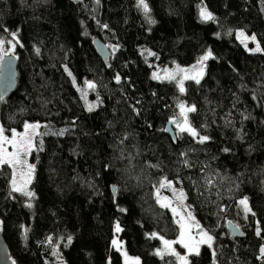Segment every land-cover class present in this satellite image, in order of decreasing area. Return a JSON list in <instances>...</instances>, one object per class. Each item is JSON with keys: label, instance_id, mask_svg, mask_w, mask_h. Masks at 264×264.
Segmentation results:
<instances>
[{"label": "trees", "instance_id": "1", "mask_svg": "<svg viewBox=\"0 0 264 264\" xmlns=\"http://www.w3.org/2000/svg\"><path fill=\"white\" fill-rule=\"evenodd\" d=\"M145 2L147 15L139 0H0V41L14 45L0 57L18 60L0 121L7 130L40 124L25 190L35 195L13 191L10 166L0 165V230L14 264H53L55 243L67 264H123L112 244L117 220L141 264H179L157 254L160 237L180 229L155 194L162 179L183 186L214 236L192 264H264V0ZM95 36L111 47L109 64ZM209 52L199 83L186 80L183 92L154 78ZM182 102L195 107L188 121L198 135L176 131L174 142L167 123Z\"/></svg>", "mask_w": 264, "mask_h": 264}, {"label": "rangeland", "instance_id": "2", "mask_svg": "<svg viewBox=\"0 0 264 264\" xmlns=\"http://www.w3.org/2000/svg\"><path fill=\"white\" fill-rule=\"evenodd\" d=\"M239 33H241V31H239ZM239 33H238V38L241 41L243 38L240 37ZM243 33L245 34V37H248V39H246L244 41V43H243L244 46L249 51L257 52V51H255V48L257 47V45L260 46V44H259L258 39L256 38V36L255 35H248L245 32H243ZM253 36H255V38H256L255 40L251 39V37H253ZM260 48H261V46H260ZM1 49H2L3 53H5V52L8 53V52L12 51L13 45H5V44H3ZM201 61H199L197 63H194L192 65H188V66H175V65H173V66H171V68L168 67V66H165L163 68H158L155 71L154 74H158L161 77L160 79L172 80V79L165 78L166 77V73H175L176 74V79L174 81H176L178 86L180 87L178 82L181 79H183L185 75H187L189 77H197L200 80V78L204 75L205 67H206V60L202 61V62ZM178 67L180 69L187 70L186 73L178 72L177 71ZM189 79H191V78H189ZM186 80H188V79H183V86L184 87H185ZM75 82H77V81L75 80ZM85 83L86 82H84L83 84H85ZM84 88L86 90L89 89L88 85H86ZM87 99L88 98H86V100ZM182 104L185 105V109H187L189 107H192V105L186 104L184 102H182ZM180 105L178 107V117L176 118L175 121L178 122V123H183L184 116L181 115ZM186 115H187V119H188L189 112H186ZM29 124L30 125L31 124L38 125V123H36V122L35 123H29ZM0 125H2L1 121H0ZM174 126L176 127L175 130L177 132H181L179 130V128L176 126V124H174ZM187 126H190L191 128H193L189 124V121H188V125H185V127H187ZM41 129H42V127L40 128V130ZM5 130H6L5 134L10 137L11 136V130H15L18 133H24L25 132V125L22 128H20V129L13 128V129H10V130H7V129H5ZM37 134H38V128L35 130V132L32 129L28 130V135L31 136L32 140H33V147L31 149V151L24 157V159L26 160V164L22 168H21V166H17L16 169H13L9 165L10 166V171H11V174H12L11 186H12V180H13L14 176H15V179L17 180V184L19 186V184L21 183V180H22V178L20 176V172L23 171V172L27 173V171H28L27 165H33L34 166V162L31 159V155H32V150H33V148L35 147V144H36ZM6 147L8 148V151H10V152L13 151L11 145H6ZM33 175H34V171L31 174V181L33 179ZM27 179H28V177L25 175L23 177V180H27ZM31 181H30V183L27 184L25 190H28L30 188ZM165 181L170 182L171 186L169 187V186L165 185L164 187H161V184L164 183ZM12 189H13V186H12ZM173 189H175V191H173ZM180 192L184 193V198L183 199H181L179 197V193ZM157 193H159L158 202L161 204V206H162V203H169L170 207H168V208L171 210L172 214L175 216L176 221L181 220V217L183 216V219H182L181 222L186 224L187 226H189L190 235H191L192 239L191 240L188 239V234L189 233L186 232L185 233V237H184L185 243H188L190 245L199 244V250H200L202 245H208L209 246L208 243H199L200 240H201V233L202 232H206L208 235L213 237V239L211 241V246H213V244H214V236L212 234H210L209 232H207L206 230H204L201 227V225L199 224L198 218H197V214H196L195 210L193 209L192 205L187 201V196H186V193H185V190H184L183 186L177 180L169 181L167 179H162L159 182V184L155 187L156 196L158 195ZM163 198H167V200H164ZM173 208H175L177 210L176 213H174L172 211ZM189 212L191 213V218H189L188 215H187ZM117 224L119 225V227L121 229V225H120V222L118 220L116 221L115 225L117 226ZM197 224L199 225V227L196 226ZM179 226H180V229H179V233L176 236V238H167V237H162V236L160 237L161 238V245L157 248V252L159 251V252H161L163 254H166V253H172L171 250H174V252L178 254L176 256L178 258L179 264H183V261H181V259H180L181 256L187 258L188 264H192L191 255L195 254V252L194 251L193 252H189L188 248H185L184 244L180 243L181 233H182V231H185V230L181 228L180 224H179ZM0 227H1V225H0ZM115 232H116V234H115V236L113 238V241H116L117 244L119 245V247L114 245L113 242H112V244H113V247L122 254L123 264H135L136 261H138L139 264H141V257L139 255H134V254H132V253H130L128 251L124 241L119 236L120 231L119 232L115 231ZM164 241L172 242L171 243V250H169V249H167L165 247ZM53 259H54V263L53 264H67L60 243H55L54 244ZM108 264H112V262L109 260Z\"/></svg>", "mask_w": 264, "mask_h": 264}, {"label": "snow or ice", "instance_id": "3", "mask_svg": "<svg viewBox=\"0 0 264 264\" xmlns=\"http://www.w3.org/2000/svg\"><path fill=\"white\" fill-rule=\"evenodd\" d=\"M139 6H141L145 12V14L147 15L149 12V7L148 4L145 2V0H139ZM201 17L204 20H213L214 16L212 15L211 12L207 11V9H201ZM151 23H155V21H151ZM15 35V34H13ZM240 37H242L243 39L241 40L242 43H244V41L246 39H248V37H245V34L243 32L239 33ZM252 40H255V36L251 37ZM3 41H0V48H2L3 46ZM14 47V45H13ZM38 51V50H37ZM255 51L259 52L261 51V48L259 45H257V47L255 48ZM150 55H155L154 53H149ZM211 56V52H209L207 55H205L204 57H202V61H205L207 59H209V57ZM0 61H2V57H0ZM201 61V62H202ZM178 72L181 73H186L187 70L185 69H180L178 67L177 69ZM154 78L156 79H160L161 77L158 74H154ZM168 79H172L175 80L176 79V74L175 73H166V77ZM195 79L197 83H199V79L197 77H189L187 75L184 76L183 79ZM183 79H181L178 83L180 85V91L183 92L184 91V86H183ZM117 80L119 81V77H117ZM90 87H93V85H89ZM3 97L0 96V100H2ZM94 105H89V111H91L93 109ZM180 109H181V115L184 116V121L183 123H178L176 121H172V123L176 124V126L179 128V130L181 132H188L190 133L192 136H197L198 133L196 132L195 129L191 128L190 126L185 127V125H188V119H187V115L186 112H193L195 111V107H189L187 109H185V105L181 104L180 105ZM39 127V125L36 124H25V132L24 133H18L15 130H11V136L9 137L8 135L5 134V128L0 125V165H10L13 169H16L17 166H21V168L26 164V160L24 159V157L31 151L32 147H33V140L32 137L28 135V130L32 129L34 132L35 130ZM208 137L207 136H203L200 137V142H204L205 140H207ZM6 145H11L13 151H8V148L6 147ZM27 173L21 171L20 172V176L22 178L21 183L17 184V180L15 179V176L12 180V186H13V191L16 192H22L25 196H29L32 197L35 195V193L33 192H29V191H25V188L27 186L28 183H30L31 181V174L34 171V166L33 165H27ZM27 176L28 179L27 180H23L24 176ZM165 185L167 186H171V183L168 181H165L164 183L161 184V187H164ZM173 191H175V189H173ZM159 195V193H157ZM179 197L181 199L184 198V193L180 192L179 193ZM164 200H167V198H163ZM239 203L244 207L245 212H251V208L248 206V200L247 198L241 199L239 201ZM31 205H29L30 207ZM162 207H170L169 203H162ZM172 211L174 213H176V209L173 208ZM179 214V213H178ZM188 217L191 218V213L189 212ZM183 216L181 217V220H178L177 223H179L181 225V228L184 229L185 231H182L181 233V240L180 243L184 244L185 248H188L189 252H195L197 255H199V244L196 245H190L188 243H185L184 237H185V233L188 232V239L191 240L192 237L190 235V229L189 226H187L186 224L182 223ZM197 227H199V225H196ZM116 231L119 232L121 231L119 225L117 224L116 226ZM213 237L208 235L206 232H202L201 233V240L199 243H208L209 246H211V241H212ZM171 243L169 241H164L165 247L169 250H171ZM113 244L116 245L117 247H119V245L117 244L116 241H113ZM172 254L174 255H178L177 253L174 252V250H171ZM261 253L262 255H264V248L261 249ZM158 255H163V253L161 252H157ZM181 261H183V264H188L187 258L181 256L180 257ZM135 264H139L138 261L135 262Z\"/></svg>", "mask_w": 264, "mask_h": 264}, {"label": "water", "instance_id": "4", "mask_svg": "<svg viewBox=\"0 0 264 264\" xmlns=\"http://www.w3.org/2000/svg\"><path fill=\"white\" fill-rule=\"evenodd\" d=\"M94 45L98 54L106 61L110 63L109 56H111V47L99 36L93 38ZM18 75V60L14 55H6L0 61V95L8 96L11 94L17 86ZM172 121L167 123V131L171 134L174 142L177 140V132L173 128ZM229 230L232 236H238L242 234V230L234 223H229ZM0 264H14L12 255L10 253L9 245L4 237L3 231L0 230ZM216 264V263H213Z\"/></svg>", "mask_w": 264, "mask_h": 264}]
</instances>
